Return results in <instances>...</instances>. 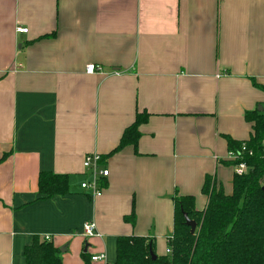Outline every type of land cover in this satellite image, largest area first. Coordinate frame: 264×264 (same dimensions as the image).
<instances>
[{
  "label": "crops",
  "instance_id": "obj_1",
  "mask_svg": "<svg viewBox=\"0 0 264 264\" xmlns=\"http://www.w3.org/2000/svg\"><path fill=\"white\" fill-rule=\"evenodd\" d=\"M143 112L137 154L109 156ZM250 112L264 115V0H0V264L43 236L61 264H113L123 236L165 256L174 197L204 210L206 177L230 194L226 138L248 140ZM91 154L100 197L81 188ZM40 173L68 194L41 199Z\"/></svg>",
  "mask_w": 264,
  "mask_h": 264
},
{
  "label": "trees",
  "instance_id": "obj_2",
  "mask_svg": "<svg viewBox=\"0 0 264 264\" xmlns=\"http://www.w3.org/2000/svg\"><path fill=\"white\" fill-rule=\"evenodd\" d=\"M147 118V113H138L109 156L128 146L137 154L139 127ZM244 118L252 124L248 140L235 142L226 138L228 153L235 159L224 165L234 169L243 163L248 167L245 174L233 173L230 194L206 177L201 190L207 197L204 210L195 209L191 196L174 197L173 234L165 256H156L154 240L123 236L116 240L113 264H264V115L250 112ZM68 191L66 176L39 174L41 199L65 196ZM183 213L196 224L193 235L184 224ZM133 216L125 220L134 221ZM150 253L156 256L154 261ZM23 257L25 264H61L59 250L38 237L24 249ZM82 260L90 264L89 257L82 255Z\"/></svg>",
  "mask_w": 264,
  "mask_h": 264
},
{
  "label": "built area",
  "instance_id": "obj_3",
  "mask_svg": "<svg viewBox=\"0 0 264 264\" xmlns=\"http://www.w3.org/2000/svg\"><path fill=\"white\" fill-rule=\"evenodd\" d=\"M16 32L19 34H26L27 29L23 28H17ZM95 67L88 66L86 67V73L87 74H93L95 72ZM229 159L234 160L235 156L233 154H229ZM83 168L85 170H88L91 174L92 180L86 183H83L81 185V188L83 190H90L92 194L96 197L101 196V191L99 189L98 179L99 177H106L108 175L107 171H99V165H100V157L96 154L87 155L83 160ZM233 172L236 175H242L248 172V167L240 163L237 166L234 167ZM96 236V229L93 223H86L83 226V237L85 239H89ZM42 239L44 241L50 242L51 238L49 236H43ZM168 253V252H167ZM90 261L92 263H102V264H108L105 262V255L98 254L95 256L90 257Z\"/></svg>",
  "mask_w": 264,
  "mask_h": 264
},
{
  "label": "water",
  "instance_id": "obj_4",
  "mask_svg": "<svg viewBox=\"0 0 264 264\" xmlns=\"http://www.w3.org/2000/svg\"><path fill=\"white\" fill-rule=\"evenodd\" d=\"M260 111V109H259ZM264 190V187L262 188ZM183 218H184V224L186 227L189 228L190 230V234L193 235L195 233V229H196V224L194 221L190 220L186 214L183 213ZM63 250H60V252H62ZM150 256H151V260H155L156 259V256L153 255L152 253H150Z\"/></svg>",
  "mask_w": 264,
  "mask_h": 264
}]
</instances>
